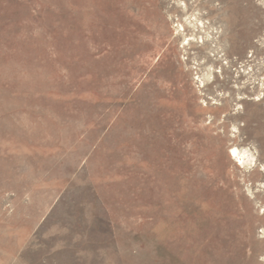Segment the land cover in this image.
I'll return each instance as SVG.
<instances>
[{
	"label": "rangeland",
	"instance_id": "374dc122",
	"mask_svg": "<svg viewBox=\"0 0 264 264\" xmlns=\"http://www.w3.org/2000/svg\"><path fill=\"white\" fill-rule=\"evenodd\" d=\"M0 264H264V0H0Z\"/></svg>",
	"mask_w": 264,
	"mask_h": 264
},
{
	"label": "bare ground",
	"instance_id": "6f19581e",
	"mask_svg": "<svg viewBox=\"0 0 264 264\" xmlns=\"http://www.w3.org/2000/svg\"><path fill=\"white\" fill-rule=\"evenodd\" d=\"M218 103V102H217ZM217 108V107H216ZM236 131V130H235ZM230 154L236 157L240 164L249 163L252 160V155L246 149L239 150L236 147H232ZM255 156V155H254ZM253 162V161H252ZM241 166V165H240Z\"/></svg>",
	"mask_w": 264,
	"mask_h": 264
}]
</instances>
